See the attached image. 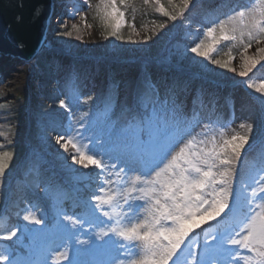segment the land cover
<instances>
[{"label":"trees","instance_id":"16d2710c","mask_svg":"<svg viewBox=\"0 0 264 264\" xmlns=\"http://www.w3.org/2000/svg\"><path fill=\"white\" fill-rule=\"evenodd\" d=\"M124 1L116 0L117 11L111 16L106 14L112 11L111 8H106L104 4L100 6L104 9V15L97 24L108 23L112 26L124 21L129 16V11L122 8ZM175 1L172 16L167 17L163 13L172 24L169 33L162 28L164 18L161 14H152L150 11L143 13L142 27L156 34V42L151 47L142 46L134 59H127L125 55L120 58L116 54L73 57V66L64 67L54 55L47 59L36 58L34 73L30 78L32 86L25 105L12 111L0 106V119H8L11 123L27 115L35 118L34 122L39 121V124L32 126L34 135L39 136L42 132L49 135L48 145L40 147L35 157L34 145L24 147L20 138L17 144L10 142L7 146L10 158L19 157L20 164L11 166L10 158L5 157L7 167L4 176H10V185L7 194L0 196V207L6 217L4 224L0 225V251L5 250V243L10 251L22 255L29 252L37 254L43 252L54 237H60L67 245L65 241L69 239V234L72 237L77 231L82 232L81 226L92 229L94 239L99 241L98 233L110 228L107 227L108 216L103 215L104 211L109 212L108 205H103L102 210L95 207V196L112 194L110 183L104 182L106 186L103 187L100 181L107 179L104 169L115 161L108 149L117 143L132 142L137 129L148 123L154 110L158 119L162 115L164 121L172 109L169 96L175 94L178 99L184 92L183 100L192 97V116L203 119L207 125H221L223 120L216 102L224 86L218 79L230 67L218 65L215 73L207 71L201 65L205 63L204 56L191 49L202 42L210 44L213 38H209L208 29L215 23L226 22L224 20L235 17L238 12L252 7L259 0H188L187 5L184 0ZM219 35L220 32L214 37ZM217 42L220 45L212 49L222 56V62L229 61L237 41L219 39ZM160 45L164 46L163 50L157 52ZM116 50L124 54L126 49L119 45ZM247 55L252 56L249 52ZM251 71L244 78L247 79ZM206 72L209 75L205 76ZM88 84L89 89L86 91ZM179 104L183 106L185 102ZM47 119L49 125L41 127V123ZM156 119L154 116L153 120ZM86 120L92 129L86 127ZM58 137H62L59 142ZM100 148L102 153L97 157L96 151ZM81 153L100 160L103 169L87 160V166L75 163L72 158H80ZM60 160L75 164V168L67 170L58 166ZM44 163L47 168L41 166ZM100 188H105V195L99 191ZM75 192L93 207L97 223L74 219L72 222L75 223H70L65 219L69 214L59 206L67 203ZM32 211H36V219H39L40 213L46 212L40 224L24 219L26 213ZM225 221V216H221L218 221L207 219L206 222L200 218L197 222L199 227H194L188 237H196L197 248L203 249L206 246L205 227L214 226L222 231ZM17 229V236L11 241L3 239L8 231ZM109 236L114 241L112 247L118 249L122 246L119 236L114 233H109Z\"/></svg>","mask_w":264,"mask_h":264},{"label":"rangeland","instance_id":"374dc122","mask_svg":"<svg viewBox=\"0 0 264 264\" xmlns=\"http://www.w3.org/2000/svg\"><path fill=\"white\" fill-rule=\"evenodd\" d=\"M57 8L52 13V20L55 23V27L47 32L49 36V42L46 49L42 51L36 58H50L52 55L57 57V62L64 67L73 66V57H95L103 54H116L120 58L125 55L127 59H134L135 54L142 50V46L148 47L154 46L156 42V34L152 30H147L142 27L141 17L143 13L150 11L152 14H161L163 16L162 28L164 32H168L172 29V24L167 17L172 16L171 10L176 5L175 0H125L122 8L129 11V16L119 22V27L114 24L103 23L97 24V21L102 19L104 15V9L101 0H57ZM164 1V3H163ZM181 2V1H180ZM262 0H259L252 7L259 8ZM182 4V3H181ZM163 9V11L161 10ZM248 9L242 10L246 11ZM241 12V11H240ZM164 13V15H163ZM239 13V12H238ZM256 18H259L257 13ZM224 21H231L228 18ZM252 18L245 17L242 24L239 27L245 28L246 25H250ZM239 23V22H237ZM220 23H215L212 28L216 29V32L209 38H213L215 34L220 32ZM228 27V25H227ZM115 31V35H109L108 32ZM255 31V30H253ZM67 33H71L68 35ZM247 36H245V41ZM213 39L210 41L212 44ZM235 49L228 61L230 70L221 73L219 82H222L224 90L220 99L217 100L216 106L218 112L222 118L221 125H207L203 119L193 117L190 111L192 110V97L188 96L186 100L182 92L178 97V101L185 102L183 106H180V119L179 124L180 131L182 133L181 138L173 149V154L179 150L185 143L192 141L194 150L196 151H211L214 146L218 147L225 139H230L232 136L247 135V142L244 143V147L240 150L239 157L234 159V163L230 165L233 172L232 179V192L234 197L239 201V210L241 213H245L247 209L246 202L252 199V207L256 204L264 203V193L260 192L261 185H264V93L258 91L261 84H264V61H260L255 68L252 69L251 74L244 76L239 74V70L242 69L244 47L243 44L236 40ZM124 46L126 49L124 54H121V50H116V46ZM220 44L216 42L212 45V48L218 47ZM163 45H160L157 52L163 50ZM264 48V40H253L252 46L248 49L247 53H251L252 56L258 55L257 49ZM226 49V48H225ZM224 49V50H225ZM116 50V51H115ZM115 51V53H114ZM216 49H212L209 52L208 57H203L205 68L215 73L217 64H214V60H221L222 56L216 54ZM227 52V50H226ZM225 52V53H226ZM119 53V54H118ZM141 53V52H140ZM12 55H5L4 58L10 60ZM210 57V58H209ZM0 59L1 61L4 60ZM35 60V61H36ZM29 64V70L26 67L27 63L22 60L15 59V64L20 68L15 73L13 84L11 87H0V106H5L9 110H14L19 107H23L28 98L29 88L32 86L30 80L33 72V64ZM3 62H1L2 64ZM1 68V66H0ZM235 69V71H233ZM30 71V74H29ZM205 76L209 75L208 72L204 73ZM134 76V73H133ZM28 79V82H27ZM35 82V81H34ZM89 84L86 86L88 91ZM187 115V116H186ZM186 116V117H185ZM163 116H160L162 120ZM167 118L171 120L172 109L167 113ZM35 121L27 115H23L20 119L10 121L7 119H0V153H8L7 146L10 142L17 144L19 138L22 139V144L25 146H33V157L37 156L38 149L40 147L47 146V140L49 135L46 132H42L39 136L33 134V127L39 124V121ZM49 120L40 122L41 127H47ZM40 124V125H41ZM86 127L92 129L89 121H85ZM249 126L251 130L249 131ZM35 128V127H34ZM132 142L125 144L117 143L109 147L108 151L113 154L115 161L104 169L107 181L110 183L113 193H121L125 187L130 185L137 175L142 178L147 174L140 169H129L127 165L122 162L123 153L129 151ZM102 149L96 151V156H100ZM171 157L169 156V159ZM96 159V158H95ZM11 166L20 164L19 157L10 158ZM166 162V161H165ZM115 165V167H113ZM43 168H47V164L41 165ZM58 166L67 170L74 169L75 164L66 165L65 161L58 163ZM162 166V165H161ZM32 165L30 166V169ZM29 169V170H30ZM124 169V171H121ZM6 168L3 174H0V196H5L10 185V176L5 175ZM100 180V179H99ZM106 183H104V186ZM142 186V185H138ZM256 189V196L253 198L251 190ZM76 198L71 197L69 202L64 205H60L62 211H66L75 221L85 220V222L97 223V217L93 213L90 207H79ZM120 201L116 207H110L109 216L107 221V227H127L132 222H137L143 218L142 210L136 211L138 207L143 205V201H136L133 204V208L129 209L128 205L123 203L122 197H117ZM88 209L85 214V209ZM245 209L244 212H242ZM33 215L37 217L36 211L28 212L26 215ZM237 214V206L232 200L229 202V207L226 208L215 219L225 216L226 219L233 220V217ZM229 215V216H228ZM228 216V217H227ZM46 217V212H42L39 215V220H43ZM201 217H197L198 220ZM210 219V220H215ZM6 217L3 213V209L0 208V225L4 224ZM30 221V220H29ZM32 222V221H30ZM85 224V223H84ZM83 224V225H84ZM82 232L77 231L76 235H72V240L84 241L79 245L85 251L80 259L85 264H97L100 261L109 262V264H129L130 260L138 259L143 255V249L140 241H129L121 238L122 246L118 249H110L106 253L97 254L91 250V244L94 239V232L88 226H81ZM100 227H104L101 225ZM78 228V227H76ZM75 228V229H76ZM227 230H217L214 226L205 227V241L207 246L215 247L220 239L226 234ZM113 240V239H112ZM197 239L194 236L187 237L181 249L178 252V257L181 264H190V261L195 255L197 258L203 256L205 248H197ZM5 249L9 250V247L3 243ZM74 244L65 245L60 237L52 238L44 249V256L48 257V264H68V260L64 259L60 253H67L68 259L73 256ZM206 247V246H205ZM235 250L240 252V257H234L236 264H245L243 257L252 255L248 250L240 249L238 246H231ZM49 252L51 253L49 255ZM55 259V261H53ZM171 264V262H170ZM216 264H224L221 257L216 258Z\"/></svg>","mask_w":264,"mask_h":264},{"label":"snow or ice","instance_id":"6c2138e0","mask_svg":"<svg viewBox=\"0 0 264 264\" xmlns=\"http://www.w3.org/2000/svg\"><path fill=\"white\" fill-rule=\"evenodd\" d=\"M101 3L106 8L112 9L111 12L106 13L107 15L111 16L117 11L116 0H101ZM184 3L187 5L188 0H184ZM257 13L259 18H256ZM120 15L122 16L123 13ZM246 16L252 18L251 24L246 25L245 28L239 27ZM116 26L119 27V24ZM219 29L220 35L213 37L212 44L202 42L191 51L208 57L212 45L219 39L239 40L244 47L242 70L239 73L241 76H246L260 61H264V48H258L256 56L247 55L253 40H264V0L258 9L237 13L231 21L222 22ZM214 32H216L215 28L208 29L210 37ZM67 34L71 35V33ZM108 34L116 33L113 31ZM245 36H247L246 41ZM213 63L225 68L229 67L228 61L214 60ZM258 91L264 93V84L259 86ZM169 101L172 106L171 122L165 118L161 123L154 110L153 116L148 118V123L137 129L129 151L118 157L130 170L140 169L147 175L143 178L137 175L121 193H113L105 197L95 196L97 201L95 207L101 210L103 205L118 206L120 202L118 196L122 197L123 203L128 205L129 209L133 208L136 201H143V205L136 209V211L142 210L143 218L130 223L127 227L114 226L106 231L102 230L98 233L99 241L92 242L91 250L97 254L109 251L114 244L109 233H114L125 240L141 242L143 255L138 259L130 260L129 264H170V262L181 264L178 252L194 227H199L196 218L199 216L205 222L207 219H215L229 207V202L232 200L237 206V214L233 217L229 230L215 247L206 245L203 256L197 258L193 255L190 264H216L217 257H221L224 264H236L234 257H240V252L228 247L229 245L238 246L252 253L243 257L245 264H264V203L252 207L253 201L250 199L247 205L248 211L241 213L239 201L234 197L231 187L233 172L230 165L239 157L240 150L247 142V135H236L225 139L221 145L214 146L211 151H196L193 142L188 141L173 154V149L176 148L182 135L179 128L180 104L175 94L169 96ZM61 103L63 104V101ZM154 116L157 117L155 121ZM141 123L143 124V121ZM60 139L62 137L57 138L58 142ZM77 151L79 152V148ZM10 156V153H0V174H3L7 167L5 157L10 158ZM72 159L77 164L87 166V160L101 169L104 167L100 160L95 159L94 156H86L84 153L80 154V158ZM101 191L105 190L101 189ZM259 191L264 193V185H261ZM255 196L256 189H253L252 197ZM84 211L86 214L88 209ZM103 215L109 216V212L104 211ZM24 219L34 221L36 224L41 223L31 214L25 215ZM65 219L75 223L72 222L71 217ZM236 228H239L238 232L235 231ZM17 231L18 229L8 231L3 239L11 241L17 236ZM65 243L74 244L73 256L68 259L66 252L59 255L68 260V264H85L80 257L87 250L79 245L86 242L73 241L69 234V239ZM0 264H48V257L35 258V253L32 252L22 255L5 249L0 251ZM97 264H109V262L100 261Z\"/></svg>","mask_w":264,"mask_h":264},{"label":"water","instance_id":"95a60500","mask_svg":"<svg viewBox=\"0 0 264 264\" xmlns=\"http://www.w3.org/2000/svg\"><path fill=\"white\" fill-rule=\"evenodd\" d=\"M52 14V0H0V59L37 52Z\"/></svg>","mask_w":264,"mask_h":264},{"label":"bare ground","instance_id":"6f19581e","mask_svg":"<svg viewBox=\"0 0 264 264\" xmlns=\"http://www.w3.org/2000/svg\"><path fill=\"white\" fill-rule=\"evenodd\" d=\"M57 0H52V13L54 12V10H56L57 8ZM52 14L49 18V21H48V24H47V32L49 30H52V28L55 27V23L53 22L52 20ZM47 32L45 33V36L43 38V41L41 42L38 50L36 53L33 54V56H29L28 58H20V57H17V56H13V58L11 57L10 60H7L6 58H4L3 61L0 60V87H6L9 89V87H11V85L13 84V79L15 77V73L19 70V66L15 64V59L17 58V60H22V62H26L27 65L26 67L28 68L29 70V64L28 63H32L36 57L42 52L44 51L45 47L47 46L48 42H49V36L47 34ZM1 62H3L1 64ZM29 74H30V71H29ZM27 82H28V79H27ZM76 202H78V206L80 207L81 204L79 202L78 199H75ZM82 207V206H81ZM220 218V217H219ZM219 218L215 219L216 221L219 220ZM213 220V221H215ZM232 224V218L229 220V219H226L225 222L222 223V227L227 230L229 229L230 225ZM234 226V225H233ZM239 229V228H236L235 231Z\"/></svg>","mask_w":264,"mask_h":264}]
</instances>
